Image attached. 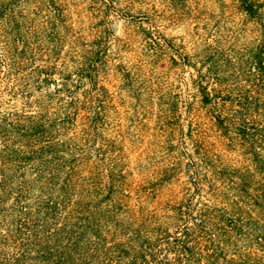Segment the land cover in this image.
I'll return each mask as SVG.
<instances>
[{
	"label": "trees",
	"instance_id": "obj_1",
	"mask_svg": "<svg viewBox=\"0 0 264 264\" xmlns=\"http://www.w3.org/2000/svg\"><path fill=\"white\" fill-rule=\"evenodd\" d=\"M237 1L263 28L261 82L244 91L149 15L134 61L105 13L82 27L66 0H0V264H264V6ZM173 65L193 67L190 84ZM137 106L165 133L145 147L124 124Z\"/></svg>",
	"mask_w": 264,
	"mask_h": 264
},
{
	"label": "rangeland",
	"instance_id": "obj_2",
	"mask_svg": "<svg viewBox=\"0 0 264 264\" xmlns=\"http://www.w3.org/2000/svg\"><path fill=\"white\" fill-rule=\"evenodd\" d=\"M66 1L72 18L81 22L82 27L98 22L105 13V20L113 32L126 37L127 45L122 54L130 60L136 59L140 50L142 34L139 24L145 25V21L139 17L149 15L160 24L173 48L188 52L196 68L221 74L225 79L223 86L244 91L257 87L261 82L252 75V64L254 56L263 59V28L259 29L252 18L238 8L241 5L237 0H117L115 6H96L91 0ZM253 2L263 10L264 0ZM164 65L161 62L157 64L158 67ZM195 72L189 65L183 68L173 65L169 71L177 84L179 80L182 84L183 81L190 84V75ZM194 105L195 122L205 130L212 147L225 154L224 140L212 124L213 107L199 102ZM129 113L134 114V122L129 124L125 120V129L132 138L142 140L143 147L147 141L165 134L159 129L156 118L140 107L128 108ZM149 149L153 150L152 144H149ZM150 151L148 155L152 156ZM137 152L141 153V147ZM231 156L237 168L243 169L248 165L247 155L241 157L236 151ZM145 162L142 152L141 165Z\"/></svg>",
	"mask_w": 264,
	"mask_h": 264
}]
</instances>
